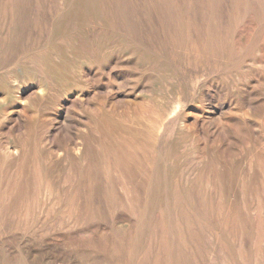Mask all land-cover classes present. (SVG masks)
I'll list each match as a JSON object with an SVG mask.
<instances>
[{
  "label": "rangeland",
  "instance_id": "1",
  "mask_svg": "<svg viewBox=\"0 0 264 264\" xmlns=\"http://www.w3.org/2000/svg\"><path fill=\"white\" fill-rule=\"evenodd\" d=\"M0 264H264V0H0Z\"/></svg>",
  "mask_w": 264,
  "mask_h": 264
},
{
  "label": "bare ground",
  "instance_id": "2",
  "mask_svg": "<svg viewBox=\"0 0 264 264\" xmlns=\"http://www.w3.org/2000/svg\"><path fill=\"white\" fill-rule=\"evenodd\" d=\"M143 236V235H142Z\"/></svg>",
  "mask_w": 264,
  "mask_h": 264
}]
</instances>
